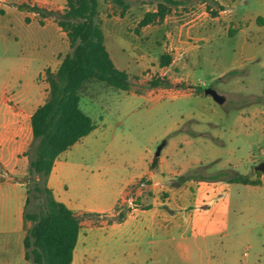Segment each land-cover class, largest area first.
Wrapping results in <instances>:
<instances>
[{"label": "crops", "instance_id": "0c3cea01", "mask_svg": "<svg viewBox=\"0 0 264 264\" xmlns=\"http://www.w3.org/2000/svg\"><path fill=\"white\" fill-rule=\"evenodd\" d=\"M210 1H202L201 6L217 11L216 16L196 17V21L178 24L181 18L168 14L154 25V31L149 29L150 25L142 30L153 35L161 32L178 52L190 34H195L203 45L220 37H241L240 46L245 50L251 45L250 33H260L264 28V0ZM250 2L256 11L247 14L245 7ZM218 6L223 10H218ZM13 9L19 10L13 0H0L2 38L7 24L11 23ZM22 12L25 24H29L25 21L28 13ZM99 19L109 52L107 43L111 42L114 31L109 29L107 34L106 27L122 24L124 19L108 18L100 13ZM221 21L231 28H220ZM39 26L46 31L45 24ZM57 29L61 30L59 26ZM199 51L198 59L203 56ZM189 55L187 52L186 59L178 62L183 68L188 65ZM177 60L172 56L171 64L162 69H170ZM235 71L232 68L226 72ZM40 72L29 77L28 67L14 68L11 53L6 47L0 49V264H31L25 258L23 244L31 226L24 220L28 197L24 176L29 171L25 152L32 141L31 116L45 102L34 104L38 91L35 79ZM154 90L159 88L140 93L152 96ZM84 107L85 110L81 109L92 118L95 129L59 155L47 186L57 201L81 218L77 246L85 242L86 264H219L210 257L212 249L225 250L238 243L252 230V222L264 224L263 172L259 176L258 170H254V175H238L258 179L261 182L258 186L231 183L229 179L238 176L220 172L200 179H182L185 168L179 162L174 163L167 150L142 160L134 151L114 153L113 148L121 147L115 131L110 142H106L110 122L104 116H96L94 120L90 107ZM250 119L264 133L262 107H252ZM155 158L157 163L152 168ZM122 206L130 209L122 221H116L113 219L116 209ZM14 235L20 254L18 262L13 258ZM261 263L264 260L253 262Z\"/></svg>", "mask_w": 264, "mask_h": 264}, {"label": "rangeland", "instance_id": "374dc122", "mask_svg": "<svg viewBox=\"0 0 264 264\" xmlns=\"http://www.w3.org/2000/svg\"><path fill=\"white\" fill-rule=\"evenodd\" d=\"M202 1L210 0H181L169 14L181 18L178 24L196 17L209 18L210 10L201 6ZM13 2L15 6L27 4L47 12H61L66 6V0ZM127 2L129 7L125 10L113 2L101 3L99 13L124 19L122 24L106 27L107 34L109 29L114 31L107 47L116 66L129 74L131 89L122 91L92 82L85 87L80 103L83 110L84 105L90 107L94 120L96 116H104L110 122L106 142H110L115 131L121 147L113 148V152L134 151L142 160L167 150L170 159L185 168V177L193 179L217 172L254 175L255 167L264 162V133L250 119L255 105L264 111V28L260 33H250L251 45L245 50L240 46L241 37H220L203 45L195 34H190L185 46L177 52L173 49L175 45H170L161 32L153 35L142 29L136 31L139 20L148 10L155 9L156 3ZM245 9L247 14L256 11L253 2ZM25 11L29 24H25L22 11L13 9L5 38L0 36V49L6 47L11 53L14 68L28 67L29 77L41 70L35 79L36 105L49 95L46 70L55 72L59 60L71 49L66 35L57 29L55 15L44 18L37 11ZM40 21L44 22L46 31L39 26ZM155 24L149 29L154 31ZM219 26L223 30L231 28L224 21ZM198 47L203 52L200 59L197 58ZM187 52H190L188 65L183 68L178 62L186 59ZM164 53L178 58L177 64L168 70L159 65ZM232 68L236 71L226 72ZM154 79L170 82V85L157 87L159 90H154L152 96L141 94L145 89H156L149 85ZM209 88L226 95V101L219 104L212 96L205 95ZM28 176L29 171L24 178ZM35 194L32 193L28 211L38 213L43 208ZM251 226L252 230L238 243L225 250L215 247L209 252L210 257L219 264H253L256 259L264 260V224L258 221ZM84 248L85 242H79L74 254L75 264H86ZM13 258L16 262L20 259L15 235Z\"/></svg>", "mask_w": 264, "mask_h": 264}, {"label": "trees", "instance_id": "16d2710c", "mask_svg": "<svg viewBox=\"0 0 264 264\" xmlns=\"http://www.w3.org/2000/svg\"><path fill=\"white\" fill-rule=\"evenodd\" d=\"M149 1L156 3V11L144 15L138 23L137 32L162 22L172 7L181 3V0ZM107 2L122 6L123 10L129 7L127 0H66L61 12H47L27 4L17 6L21 11H37L44 18L55 15V21L66 34L71 49L55 72L46 70L49 95L31 116L32 141L25 152L29 160V176L24 178L28 194L24 220L31 226L23 240L25 258L31 264H73L81 218L54 198L47 182L59 155L95 129L92 118L80 107L85 87L98 82L122 91L131 89L129 74L115 66L104 44L99 8L101 3ZM218 10H223V7L218 6ZM210 14L216 16L218 12L211 10ZM25 21L28 23L29 19ZM40 24L44 25V22L40 21ZM171 62L170 54L164 53L159 58L161 67H167ZM149 85L157 88L170 85V82L154 79ZM156 163L157 158L152 168ZM256 174L259 176L261 172L256 171ZM229 181L261 185L258 179L248 176L234 177ZM33 192L42 203L43 209L38 213L28 211ZM129 209L127 206L117 208L113 219L122 221Z\"/></svg>", "mask_w": 264, "mask_h": 264}, {"label": "water", "instance_id": "95a60500", "mask_svg": "<svg viewBox=\"0 0 264 264\" xmlns=\"http://www.w3.org/2000/svg\"><path fill=\"white\" fill-rule=\"evenodd\" d=\"M206 95H210L213 97V99L219 103V104H223L224 101H225V97L218 94L215 90L209 88V89H206L205 92H204ZM255 170H258L260 172H263L264 173V162L260 163L259 165H257L255 167Z\"/></svg>", "mask_w": 264, "mask_h": 264}]
</instances>
